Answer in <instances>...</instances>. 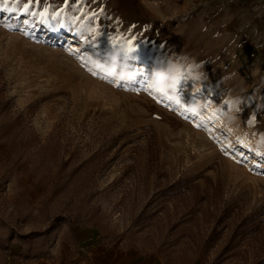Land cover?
Here are the masks:
<instances>
[{
	"label": "rangeland",
	"instance_id": "374dc122",
	"mask_svg": "<svg viewBox=\"0 0 264 264\" xmlns=\"http://www.w3.org/2000/svg\"><path fill=\"white\" fill-rule=\"evenodd\" d=\"M118 47L134 80L89 58ZM181 53L206 79L173 96L151 77ZM229 95L242 99L225 127L213 109ZM258 142L264 0H0V264L82 246L264 264Z\"/></svg>",
	"mask_w": 264,
	"mask_h": 264
},
{
	"label": "clouds",
	"instance_id": "9594fccd",
	"mask_svg": "<svg viewBox=\"0 0 264 264\" xmlns=\"http://www.w3.org/2000/svg\"><path fill=\"white\" fill-rule=\"evenodd\" d=\"M121 54L127 56L128 51L125 48L118 47L112 53L105 57L104 62H101L96 56L89 55L93 65L103 71L108 77L116 81H131L137 76L136 71H129V65L125 62L121 64ZM189 79L194 82V90L201 87V82L206 79V74L202 71L201 65L185 54H173L168 64L164 68L153 69L151 82L154 86H161L173 96L177 95L178 85L181 79ZM227 79V78H224ZM239 95H229L227 98L226 110L223 106H216L213 109L214 114H219L223 120L225 127L232 123L235 112L241 104ZM204 102L195 101L188 105L190 111L199 112ZM258 150H264V143L256 144Z\"/></svg>",
	"mask_w": 264,
	"mask_h": 264
},
{
	"label": "crops",
	"instance_id": "0c3cea01",
	"mask_svg": "<svg viewBox=\"0 0 264 264\" xmlns=\"http://www.w3.org/2000/svg\"><path fill=\"white\" fill-rule=\"evenodd\" d=\"M83 244V240L81 241ZM86 247V246H85ZM84 246H82L81 250L75 253H71V255L60 256L59 260L55 263L53 261H49L48 259H39L36 262H27L23 259L17 258L14 256V251L9 253L7 258L5 259V263L3 264H161L159 261L146 259L143 257L129 255V253H120L118 255H112L108 251H98L100 249H90L85 251ZM87 248V247H86ZM58 259V258H57Z\"/></svg>",
	"mask_w": 264,
	"mask_h": 264
},
{
	"label": "snow or ice",
	"instance_id": "6c2138e0",
	"mask_svg": "<svg viewBox=\"0 0 264 264\" xmlns=\"http://www.w3.org/2000/svg\"><path fill=\"white\" fill-rule=\"evenodd\" d=\"M16 2H17V3H19V2H20V0H16ZM128 54H129V52H128Z\"/></svg>",
	"mask_w": 264,
	"mask_h": 264
}]
</instances>
